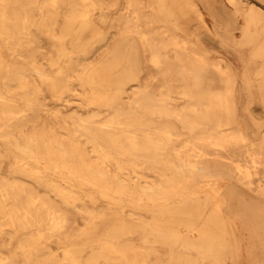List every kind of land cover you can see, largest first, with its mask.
<instances>
[{
    "label": "bare ground",
    "instance_id": "bare-ground-1",
    "mask_svg": "<svg viewBox=\"0 0 264 264\" xmlns=\"http://www.w3.org/2000/svg\"><path fill=\"white\" fill-rule=\"evenodd\" d=\"M182 2L187 25L164 0H0V231L17 236L12 249L0 246V264H230L215 253L226 241L220 230L229 232L225 204L240 189L264 203V131L248 130L241 119L244 80L258 59L246 63L227 45L199 0ZM100 10L112 13L111 35L92 19ZM194 15L219 32L222 49L192 32ZM78 23L86 25L81 39L102 33L99 42H86L97 53L121 41L125 50L115 62H125L136 82L125 96L109 100L96 81L104 72L92 65L79 73L91 57L74 34ZM44 35L59 42L53 57L44 52ZM75 93L93 112L63 110ZM49 94L61 105L52 107ZM104 106L112 113L97 121ZM46 111L51 118L39 124ZM158 117L166 119L158 123ZM180 139L181 146L167 145ZM192 177L210 184L222 179L232 196L214 200L199 218L174 223L171 204L197 195ZM142 207L153 209L163 228H185L184 235L149 233ZM108 211L115 214L103 218ZM192 222L200 225L195 235Z\"/></svg>",
    "mask_w": 264,
    "mask_h": 264
},
{
    "label": "rangeland",
    "instance_id": "rangeland-1",
    "mask_svg": "<svg viewBox=\"0 0 264 264\" xmlns=\"http://www.w3.org/2000/svg\"><path fill=\"white\" fill-rule=\"evenodd\" d=\"M234 1L243 8L242 14L236 13L235 4L231 3L229 0H199L202 7L205 8V10H207L208 12H211L215 17L214 23H216V26H219V28H217L218 31L221 34H223L224 37H227L226 40H224V42L226 41L227 45L234 46V48H236V50H238V52L242 54L246 63L250 61V58L252 59L254 56L255 58L258 59L256 62H254L253 64L254 67L248 68L250 69L249 79L245 78L244 80V94L247 98L245 102L244 114L252 121L256 129L261 132L264 131V89H263V85H261L263 84V78H264V0H234ZM164 3L169 6L172 12V16L179 14L178 17L180 24L187 25L189 10L183 4L182 0L180 1L178 0V5L180 6L179 9H177L175 6L176 0H164ZM42 10H43L42 3L37 4V7L34 9V15L38 16L36 17L38 21L41 18L40 14L41 12H43ZM111 14H112L111 12L100 10L97 14H95L92 17L93 20H95L98 24H100L101 26L100 30L102 29L101 31L103 34L106 32L108 35H111L112 30H110L109 28L112 21ZM198 19L199 18H197V16L194 15L191 24L192 32L196 33L201 38H203L207 43L211 44L213 48L217 50L222 49L218 46L219 37L217 35L219 32H217L216 34L214 31L209 29L206 24H204L203 22H201L200 19L199 20ZM219 19H222L223 22L220 23V25L218 21ZM224 19L226 20V22ZM65 24H66V18L62 17L59 30H61ZM85 27L86 25L84 26V24L82 23H78L77 25L74 26L73 31L74 34H76L75 36H78L79 43L86 44L87 41L89 43L90 42L94 43V42H99L101 40L102 33L95 35L96 37L92 39H89L88 37H82L81 39V33L82 35H85L83 30L85 29ZM68 43L69 46L71 47V40H69ZM42 44L44 45V52L47 54V56L53 57L56 55L57 48L54 46V44H59L58 41L51 38L49 35H44L42 37ZM87 46H88L87 44L84 45L82 49L85 48L86 50H90V54L88 55V57H91L90 58L91 60L85 62L82 65V68L79 73L83 74L87 72L86 67L92 65L93 72L96 71L104 72L103 75L105 76V78H98L96 79V81L100 82L99 88L104 91L105 95L108 96L109 100L113 99L116 95L120 97L125 96L121 94L127 91L126 89L131 90L133 88L131 85H134L136 82L133 77L134 75H132L133 73L128 70L125 62H119V63L115 62V60H117V58L120 55L118 54L117 51L125 50V48H123V46L121 45V41L113 40V42L110 43V45L106 46L99 53L95 52L97 51V49L93 47L94 45H91L89 47ZM1 55L3 54H1L0 52V56ZM51 71L54 72L55 69H51ZM45 88L49 92V87L46 86ZM79 89L83 90L84 88L79 86ZM68 98L69 101H67L65 105L62 106L63 110L66 113H70L74 110H78L81 113L87 115L94 108V105H91L90 103L85 101L82 98V96H80L79 93L71 94L70 96H68ZM48 102L52 107L56 105H61L59 100L56 97H54L52 94H49ZM99 112L101 113V115L99 113L98 115L95 116V119L97 121L104 120L111 115L112 107L104 106L99 109ZM50 118L51 117L49 112L46 111L43 117L40 119L39 124L47 122ZM165 119L166 118L158 117L156 120L159 123L164 121ZM182 140L183 139H180L178 141H173L168 143L167 145L170 147L181 146L183 144ZM85 145L89 146V143L88 144L86 143ZM11 163L12 162L10 159L7 160V162L4 164L5 171L11 169L12 166ZM32 163L37 164L35 160H32ZM42 166L46 168L45 164H43ZM127 172L129 174V172L131 173V170H128ZM202 180L205 181L206 183L204 182L203 184ZM221 180L217 181L219 183L217 184L219 187L215 188L217 186L216 185L217 182L210 184L208 179L202 177L201 179L192 177L190 186L194 187V189L197 190V195L193 196L192 198H189L186 202L175 201L174 203H172L171 206L169 207L171 213V217H170L171 220L174 221V223L176 222L179 223L182 220L191 221L193 218H199L202 213L209 210L207 208L214 205L215 201L216 202L220 201V203H224V201L227 198L229 197L231 198L232 195L229 194L228 185L226 186V184L224 183L225 181H221ZM201 187L202 188L205 187V188L202 189ZM208 192L210 196L206 197ZM246 194L247 193L245 191L240 189L233 193V198H234L233 201H230L227 204H225L224 210L228 213L230 212V215L226 216V218H228L227 228L229 227L228 228L229 234L227 233V231H224L223 229L220 230L221 233L225 232L224 239L226 241L223 243V246L219 250L215 249V253L218 255L221 253L222 257L230 261V264H264V207L262 208L260 206L255 207L257 210L262 211V213L258 211L255 212V210L252 212L251 210L252 214L251 213L245 214L246 211L244 210L245 207L244 205L246 204V202L244 199L247 196ZM216 197L218 199H216ZM102 198L104 199V197ZM124 204L126 207L127 206L137 207L135 203L132 204V202L128 200H125ZM142 210L143 212L145 211L147 213V216H146V220L144 219V217L141 218V224L149 230V233L159 234L162 231L167 230L171 234H175V235H178L180 233L183 234L182 232L183 229L185 228H181V229L175 227L163 228V226H160L162 224L156 221L154 217L155 215H153L154 214L153 209L149 210L148 208L142 207ZM181 213L182 216L181 215L174 216V214H181ZM253 213L256 214L254 215ZM258 213L263 215H260ZM114 214H115L114 211H108V213H106L105 216H103V218L111 217ZM81 223H83L82 220H80V224ZM188 226L191 229L189 231L190 235L197 234L198 229L200 228V225H197L193 222ZM103 229H101L100 227V229L96 230L97 232L96 236L98 235L99 237H101L103 233L102 232ZM220 232L219 231L216 232L215 239H217V237L221 234ZM15 235L16 234L11 229H7L6 231H2V232L0 231V246H3L8 249H12L13 242L17 240V236ZM33 235L37 243L42 242V237L40 232H34ZM231 235L233 241L230 240ZM204 243L206 244L205 241ZM152 262H147L144 264H152ZM50 264H68V263L54 262Z\"/></svg>",
    "mask_w": 264,
    "mask_h": 264
},
{
    "label": "crops",
    "instance_id": "crops-1",
    "mask_svg": "<svg viewBox=\"0 0 264 264\" xmlns=\"http://www.w3.org/2000/svg\"><path fill=\"white\" fill-rule=\"evenodd\" d=\"M203 39V38H202ZM205 41V40H204ZM206 42V41H205ZM207 43V42H206ZM209 44V43H208ZM220 97V96H219ZM241 97H243V96H241ZM220 99V98H219ZM216 102V101H215ZM218 102H219V100H218ZM241 119L245 122V125H246V128L248 129V130H254V124L252 123V121L245 115V114H243L242 116H241ZM260 132V131H259ZM247 196H246V198L244 199L245 200V202H246V204L244 205L245 207H244V210L246 211L245 212V214H249V213H251L252 214V212L255 210V212H260V213H262V211H259V210H257L255 207H258V206H260L261 208L262 207H264V203L263 202H261V201H259V200H257L256 198H254L253 196H251V195H249V194H246ZM251 210H252V212H251ZM260 213H258V214H260ZM254 215L256 214V213H253ZM260 215H263V214H260Z\"/></svg>",
    "mask_w": 264,
    "mask_h": 264
}]
</instances>
